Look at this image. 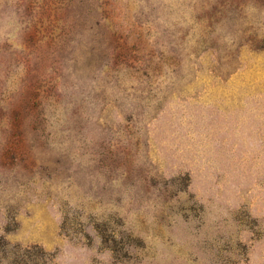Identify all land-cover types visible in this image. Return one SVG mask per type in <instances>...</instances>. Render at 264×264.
Masks as SVG:
<instances>
[{
  "label": "rangeland",
  "instance_id": "1",
  "mask_svg": "<svg viewBox=\"0 0 264 264\" xmlns=\"http://www.w3.org/2000/svg\"><path fill=\"white\" fill-rule=\"evenodd\" d=\"M0 264H264V0H0Z\"/></svg>",
  "mask_w": 264,
  "mask_h": 264
}]
</instances>
